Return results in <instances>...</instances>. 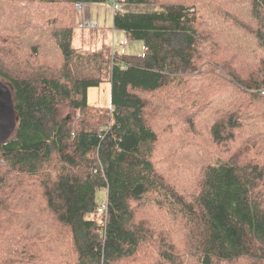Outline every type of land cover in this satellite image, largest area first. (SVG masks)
<instances>
[{
  "label": "trees",
  "instance_id": "trees-1",
  "mask_svg": "<svg viewBox=\"0 0 264 264\" xmlns=\"http://www.w3.org/2000/svg\"><path fill=\"white\" fill-rule=\"evenodd\" d=\"M111 1L30 0L31 56L0 49V264H264V0H123L143 53L75 48L76 4Z\"/></svg>",
  "mask_w": 264,
  "mask_h": 264
},
{
  "label": "rangeland",
  "instance_id": "rangeland-1",
  "mask_svg": "<svg viewBox=\"0 0 264 264\" xmlns=\"http://www.w3.org/2000/svg\"><path fill=\"white\" fill-rule=\"evenodd\" d=\"M29 2L30 0H0V49L10 48L12 51H19L18 53L22 54L24 58L31 56L30 50L24 48L26 42L23 39L14 38V29L24 25L21 16L24 8L29 7ZM107 6L84 5L82 10L84 14V16L82 15V22L89 23L94 20L97 22V29L76 28L73 36V46L77 49L86 51H96L102 47L108 46L121 54H142L144 51L142 41L127 40L125 34L112 29L113 12L110 8L107 9ZM80 19L81 15L79 14V20ZM87 101L91 106L102 108L109 107L111 104V86L108 83H103L98 88L88 89ZM184 117L183 115L182 119H177L176 116H172V121L174 120L176 123V131L182 127L181 125H184ZM172 121L171 124H173ZM142 150L144 151V148H142ZM97 199L99 202L105 201L106 192H104V190L98 192ZM154 215L162 219L161 229L163 228V224L170 223L171 218L167 217L163 210H157ZM167 229H170V225ZM242 264L245 263L242 262Z\"/></svg>",
  "mask_w": 264,
  "mask_h": 264
},
{
  "label": "water",
  "instance_id": "water-1",
  "mask_svg": "<svg viewBox=\"0 0 264 264\" xmlns=\"http://www.w3.org/2000/svg\"><path fill=\"white\" fill-rule=\"evenodd\" d=\"M17 117L10 88L0 81V145L15 132Z\"/></svg>",
  "mask_w": 264,
  "mask_h": 264
},
{
  "label": "built area",
  "instance_id": "built-area-1",
  "mask_svg": "<svg viewBox=\"0 0 264 264\" xmlns=\"http://www.w3.org/2000/svg\"><path fill=\"white\" fill-rule=\"evenodd\" d=\"M85 4H76V9L79 11H82L84 8ZM123 6H124V1L120 0V1H116V0H112L111 3L109 4V8L111 9V11L113 12V14L117 11H122L123 10ZM81 28H96L95 23H85V22H81L79 25ZM264 94V92H263ZM107 207H108V203H107V195H106V200L102 201V203L100 204V206L98 207V212L103 214L104 216L107 215Z\"/></svg>",
  "mask_w": 264,
  "mask_h": 264
},
{
  "label": "crops",
  "instance_id": "crops-1",
  "mask_svg": "<svg viewBox=\"0 0 264 264\" xmlns=\"http://www.w3.org/2000/svg\"><path fill=\"white\" fill-rule=\"evenodd\" d=\"M89 6H92V5H89ZM107 6V5H106ZM109 6V5H108ZM106 7L107 9L109 8V7ZM99 7H101V6H99ZM76 11L81 15V19L78 21V23H77V26H76V28H81L79 25H80V23L83 21V19H82V15L84 16V14L82 13V11H79V10H77L76 9ZM89 14V13H88ZM87 15V14H86ZM113 18V17H112ZM91 23H95V25H96V29H97V22L96 21H94V20H92V22ZM87 28V27H86ZM81 29H83V28H81ZM88 29V28H87ZM121 33H123V32H121ZM124 34V33H123ZM105 45V44H104Z\"/></svg>",
  "mask_w": 264,
  "mask_h": 264
}]
</instances>
